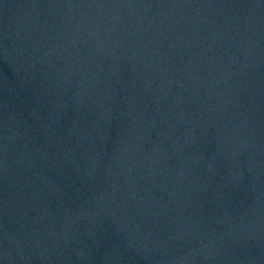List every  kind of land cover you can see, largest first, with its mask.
Returning <instances> with one entry per match:
<instances>
[{"label":"water","instance_id":"1","mask_svg":"<svg viewBox=\"0 0 264 264\" xmlns=\"http://www.w3.org/2000/svg\"><path fill=\"white\" fill-rule=\"evenodd\" d=\"M0 264H264V0H0Z\"/></svg>","mask_w":264,"mask_h":264}]
</instances>
